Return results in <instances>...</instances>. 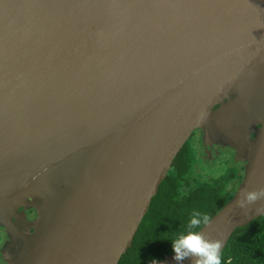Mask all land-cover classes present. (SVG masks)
Segmentation results:
<instances>
[{"label":"water","instance_id":"95a60500","mask_svg":"<svg viewBox=\"0 0 264 264\" xmlns=\"http://www.w3.org/2000/svg\"><path fill=\"white\" fill-rule=\"evenodd\" d=\"M222 122L254 139L198 229L221 252L264 214L238 204L264 189V0H0L4 264H118L191 134Z\"/></svg>","mask_w":264,"mask_h":264},{"label":"trees","instance_id":"16d2710c","mask_svg":"<svg viewBox=\"0 0 264 264\" xmlns=\"http://www.w3.org/2000/svg\"><path fill=\"white\" fill-rule=\"evenodd\" d=\"M190 153L186 142L118 264H147L171 254V241L187 230L193 213L210 218L233 195L235 187H229L228 170L218 176L201 177ZM5 237L4 229L0 228V242ZM0 264H4L1 256ZM222 264H264V214L235 229L222 251Z\"/></svg>","mask_w":264,"mask_h":264},{"label":"flooded vegetation","instance_id":"af4514ba","mask_svg":"<svg viewBox=\"0 0 264 264\" xmlns=\"http://www.w3.org/2000/svg\"><path fill=\"white\" fill-rule=\"evenodd\" d=\"M222 123L221 127L214 123L210 124L206 134L203 131L204 128L195 130L187 143L192 153L199 156L203 167L217 170L221 163H224L222 173L228 170L226 173L231 177L229 187H235L236 190L245 173L250 156V141L254 139V134L252 130H240L241 134H238V131L234 133L236 128L231 123ZM197 166H195L196 170L199 171ZM25 213L30 220L35 219L33 208H27ZM24 229L27 232L32 230L27 224Z\"/></svg>","mask_w":264,"mask_h":264},{"label":"clouds","instance_id":"9594fccd","mask_svg":"<svg viewBox=\"0 0 264 264\" xmlns=\"http://www.w3.org/2000/svg\"><path fill=\"white\" fill-rule=\"evenodd\" d=\"M261 198H264V189L246 191L238 204L245 208ZM208 223L207 215L195 212L189 219L187 230L171 241L173 260L177 264H183L186 259L194 261L195 264H222V241L210 239L198 231L202 225ZM153 264H157V261L153 260Z\"/></svg>","mask_w":264,"mask_h":264},{"label":"rangeland","instance_id":"374dc122","mask_svg":"<svg viewBox=\"0 0 264 264\" xmlns=\"http://www.w3.org/2000/svg\"><path fill=\"white\" fill-rule=\"evenodd\" d=\"M190 158H191V161H192L193 165H195V166L198 165L197 166V169L199 171H197L196 173H197V175H201V177H203L204 175H208V176H218L223 171V168H224L223 165H224V163H221V165L219 166L220 168L217 169V170H209V168L203 167L201 165V160H200L199 156H197L196 154L190 153ZM3 242H4V239L1 240L0 244H2Z\"/></svg>","mask_w":264,"mask_h":264}]
</instances>
